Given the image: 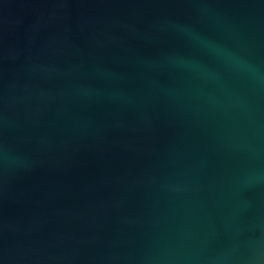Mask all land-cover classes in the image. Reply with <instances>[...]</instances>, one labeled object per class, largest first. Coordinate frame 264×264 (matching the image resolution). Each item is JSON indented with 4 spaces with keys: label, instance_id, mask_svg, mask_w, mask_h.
Wrapping results in <instances>:
<instances>
[{
    "label": "water",
    "instance_id": "water-1",
    "mask_svg": "<svg viewBox=\"0 0 264 264\" xmlns=\"http://www.w3.org/2000/svg\"><path fill=\"white\" fill-rule=\"evenodd\" d=\"M0 264H264V0H0Z\"/></svg>",
    "mask_w": 264,
    "mask_h": 264
}]
</instances>
